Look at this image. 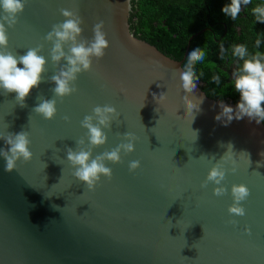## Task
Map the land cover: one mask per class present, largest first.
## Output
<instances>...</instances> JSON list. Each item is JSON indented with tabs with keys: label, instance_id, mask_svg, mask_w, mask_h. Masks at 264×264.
<instances>
[{
	"label": "water",
	"instance_id": "water-1",
	"mask_svg": "<svg viewBox=\"0 0 264 264\" xmlns=\"http://www.w3.org/2000/svg\"><path fill=\"white\" fill-rule=\"evenodd\" d=\"M132 1L27 0L7 30L8 51L23 56L43 45L40 55L47 63L43 82L25 98L26 107L16 104L14 92L0 90V135L28 132L33 154L10 174L0 158V264H264L263 122L244 117L223 126L214 119L219 104L234 110L236 104L207 97L199 82L192 93L183 92L182 61L130 31ZM60 9L78 10L80 39L91 40L93 26L103 20L109 47L102 59L93 58L90 71L78 75L77 92L56 100L55 117L45 121L32 109L38 95L54 98L50 78L66 63L53 65L52 45L44 40L52 25L64 21ZM183 95L193 103L202 98L200 111L185 114ZM104 105L115 107L119 118L110 130L103 129L107 141L93 149V158L126 143V133L136 140L132 153H121V163L106 162L111 180L101 177L89 192L72 175L66 150L75 151L81 138L87 145L81 121ZM228 143L234 164H223L227 191L216 197V185L201 184ZM8 147L0 139V149ZM134 160L140 168L130 172ZM241 184L250 193L241 204L245 215L230 216V189Z\"/></svg>",
	"mask_w": 264,
	"mask_h": 264
},
{
	"label": "clouds",
	"instance_id": "clouds-1",
	"mask_svg": "<svg viewBox=\"0 0 264 264\" xmlns=\"http://www.w3.org/2000/svg\"><path fill=\"white\" fill-rule=\"evenodd\" d=\"M27 0H0V90L4 94L15 93V102L20 107H26L25 98L31 90L38 88L42 83V75L47 63L45 57L40 55L43 45L27 50L23 56L14 55L7 50L8 35L7 30L17 23V17L24 11ZM252 0H230V3L221 8V12L235 20L241 12L242 5H249ZM252 13L257 22L264 23V4H258L252 8ZM60 15L64 18L62 23L52 25L51 31L44 37L45 42L52 45L49 55L53 65H60L63 60L66 63L59 67V70L51 76L50 81L55 85L51 89L54 98L45 99L42 95L37 96L39 102L32 111L41 116L45 121L52 120L57 112L56 100L63 99L77 92L75 82L82 72L91 70L93 58L99 61L105 55L109 42L104 31V21L101 20L93 26V38L91 40L80 39L82 35L83 20L78 14V10L60 9ZM7 25V27H6ZM261 40L257 38L256 47L259 48ZM67 46V52L65 47ZM223 51V48L221 49ZM231 55L239 59L242 63L239 69L232 74V88L239 94V102L235 110L232 107L220 103L221 111L214 119L227 126L233 119L240 120L247 117L256 123L264 121V54L257 51L250 54L243 44L233 45ZM207 53L201 47L191 49L186 58V63L180 68L179 80L180 89L185 93H192L196 88V82L200 79L195 71V66L204 64ZM23 65L18 67L17 65ZM209 67H215L210 64ZM201 76L203 73L200 74ZM212 80L219 85L220 75H214ZM159 87V85H158ZM155 98V95H154ZM161 101L166 99L165 94L159 96ZM185 114L200 111L202 98L197 99L198 103H193L188 95L181 97ZM144 106V105H143ZM119 118L115 107L110 105L96 106L90 115H86L81 121V127L86 129L87 145L85 139L76 141L77 147L74 151L71 148L66 150V160L75 169L72 175L75 180L83 183L86 189L91 192L100 183L101 177L111 180L112 169L106 166V162L113 165L121 163V153L128 155L134 151L136 137L131 133L123 135L126 143L118 144L114 149L105 151L93 158V149L105 145L107 135L103 129H111V123ZM194 118V117H193ZM64 120L67 122L68 117ZM193 120V119H192ZM192 122V121H191ZM195 132V131H193ZM196 137L197 133L195 132ZM9 146L7 150L0 149V158L5 161L4 172L12 173L17 168V163L27 164L32 160V152L29 150L30 139L26 131L18 134L0 135ZM221 146H225L221 144ZM227 151L223 157L207 173L201 188H206L209 183L216 185L212 194L216 197L225 195L227 189L222 186L225 179L224 163L234 161L233 145H226ZM264 155V153H262ZM130 172H135L140 168V161H131L128 165ZM233 172L235 167L231 169ZM232 204L227 209L230 216L243 217L245 209L241 206L250 195L249 189L244 185H233L230 189ZM47 198V197H46ZM171 206V205H170ZM54 210L60 211L57 205H52ZM170 222V221H169ZM171 223V222H170ZM230 224L235 226L236 221L230 220ZM245 233L250 235V230L245 229Z\"/></svg>",
	"mask_w": 264,
	"mask_h": 264
},
{
	"label": "trees",
	"instance_id": "trees-1",
	"mask_svg": "<svg viewBox=\"0 0 264 264\" xmlns=\"http://www.w3.org/2000/svg\"><path fill=\"white\" fill-rule=\"evenodd\" d=\"M228 3L230 0H133L130 31L165 56L182 61V66L186 63L188 42L187 54L194 47H201L207 53L204 64L195 66L201 90L211 99L237 104L239 94L231 83L237 58L232 57L231 48L243 44L250 54H264V23L257 22L252 13V8L264 4V0L242 5L235 20L221 12ZM257 38L261 40L259 48ZM214 75H220L219 85L212 80Z\"/></svg>",
	"mask_w": 264,
	"mask_h": 264
},
{
	"label": "flooded vegetation",
	"instance_id": "flooded-vegetation-1",
	"mask_svg": "<svg viewBox=\"0 0 264 264\" xmlns=\"http://www.w3.org/2000/svg\"><path fill=\"white\" fill-rule=\"evenodd\" d=\"M241 61L239 59H237L234 63V68H233V72L237 71L239 69V67L241 66ZM264 124V121H262Z\"/></svg>",
	"mask_w": 264,
	"mask_h": 264
}]
</instances>
